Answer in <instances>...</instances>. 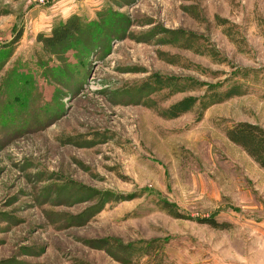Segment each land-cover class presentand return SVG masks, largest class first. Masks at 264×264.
Returning a JSON list of instances; mask_svg holds the SVG:
<instances>
[{
    "label": "rangeland",
    "instance_id": "1",
    "mask_svg": "<svg viewBox=\"0 0 264 264\" xmlns=\"http://www.w3.org/2000/svg\"><path fill=\"white\" fill-rule=\"evenodd\" d=\"M0 50V264H264V0H0Z\"/></svg>",
    "mask_w": 264,
    "mask_h": 264
},
{
    "label": "trees",
    "instance_id": "2",
    "mask_svg": "<svg viewBox=\"0 0 264 264\" xmlns=\"http://www.w3.org/2000/svg\"><path fill=\"white\" fill-rule=\"evenodd\" d=\"M81 28V20L78 14H71L60 22L53 25L47 34L38 33L37 40L42 42L45 47H53L70 36L78 32ZM20 33L18 37H20ZM2 62L10 56V50H6ZM1 58V57H0ZM1 60V59H0ZM3 63L0 64L2 67ZM226 135L230 140L240 145L260 166L264 168V128L254 122L241 120L235 122L226 130ZM164 206L171 209V204L164 201ZM178 216L179 214H173ZM203 221L210 223L212 226H224L226 222H219L213 217L202 218Z\"/></svg>",
    "mask_w": 264,
    "mask_h": 264
}]
</instances>
